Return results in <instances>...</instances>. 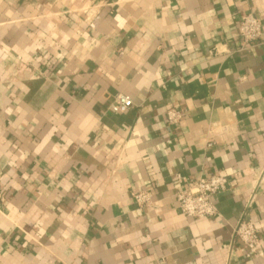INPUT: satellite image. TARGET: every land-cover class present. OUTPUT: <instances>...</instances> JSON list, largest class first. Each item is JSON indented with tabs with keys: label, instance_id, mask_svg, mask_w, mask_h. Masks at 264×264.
I'll return each instance as SVG.
<instances>
[{
	"label": "crops",
	"instance_id": "0c3cea01",
	"mask_svg": "<svg viewBox=\"0 0 264 264\" xmlns=\"http://www.w3.org/2000/svg\"><path fill=\"white\" fill-rule=\"evenodd\" d=\"M178 174L228 178L220 216L186 217ZM0 264H264V0H0Z\"/></svg>",
	"mask_w": 264,
	"mask_h": 264
},
{
	"label": "built area",
	"instance_id": "2783aa9c",
	"mask_svg": "<svg viewBox=\"0 0 264 264\" xmlns=\"http://www.w3.org/2000/svg\"><path fill=\"white\" fill-rule=\"evenodd\" d=\"M239 32L244 44L258 40L263 33L261 21L253 14L244 15L239 23ZM134 106L130 96L118 94L110 103L108 110L112 113L124 114ZM167 122L169 126H175L181 122L182 111L176 108L167 110ZM177 181L183 188L176 193V200L183 214L188 218H213L220 216L214 203V197L227 192L232 187L231 181L223 176H212L206 180H195L177 175ZM258 185V184H257ZM259 185L247 197L245 213L238 222L234 235L246 250V258L252 259L260 254L261 237L258 225L250 217L258 199ZM139 208H146L151 204L152 194L148 191L133 195Z\"/></svg>",
	"mask_w": 264,
	"mask_h": 264
}]
</instances>
